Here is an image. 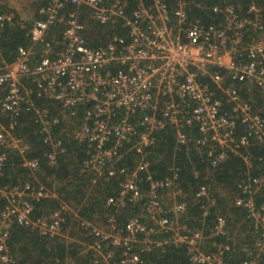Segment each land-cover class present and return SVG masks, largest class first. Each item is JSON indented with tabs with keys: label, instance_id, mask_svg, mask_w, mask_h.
<instances>
[{
	"label": "built area",
	"instance_id": "built-area-1",
	"mask_svg": "<svg viewBox=\"0 0 264 264\" xmlns=\"http://www.w3.org/2000/svg\"><path fill=\"white\" fill-rule=\"evenodd\" d=\"M135 1V7L127 13L125 0H50L37 9L43 18L34 19L28 29L31 44L19 47L11 63L0 54V87L6 91L0 98V112L17 116L23 106L35 110L44 141L52 147L46 154L49 164H55L57 153L64 151L61 140L54 142L51 138L52 126L59 124L60 118H49L46 108H34L33 90L24 79H31L37 96L56 100L72 115L79 106L85 107L73 137L87 146L83 170L106 180L115 175L123 177L116 195L105 200L106 206L114 208L123 206L126 200L142 198L138 169L144 167L143 148L152 145L153 133L165 127L174 129L178 145H187L191 140L187 130L196 128L198 134L192 141L206 146L213 165L226 157L227 149H233L237 120L245 128L237 139L240 145H249L251 139L264 145V118L239 93L246 85L264 95V21L255 1L250 0L246 14L229 0L198 3L215 16L208 24L190 19L188 0ZM67 4L74 9L63 16ZM80 10L100 24L120 21L126 34L91 47L79 20ZM15 13L19 14L13 0H0V36ZM55 22H62L64 29L60 38L49 39L48 30ZM249 28L251 35L247 34ZM36 45L41 55L34 61ZM137 112L140 116L134 122L130 116ZM131 139L132 148L142 154L132 170L118 166L119 151ZM21 141L10 129L0 128L1 146L22 151ZM5 158V153H0V172ZM243 160L249 168L248 156ZM22 166L34 178L39 160L23 158ZM194 174L198 175L196 171ZM246 174V181L238 186L241 195L233 202L252 218L256 251L239 264H261L264 203L257 206L254 193L264 189V175ZM178 178V167L171 165L163 178L151 181L143 214L130 217L123 227H118L112 215L105 216L106 225L102 227L81 221L91 237L83 247L93 253L84 264H141L139 253L171 244L185 247L189 264H228L225 256L231 245L226 218L216 216L207 235L190 231L181 219L187 203ZM160 189H169V206L161 201ZM0 194L7 200L0 216V264L13 262L7 245L12 217L41 236L61 235L67 209L64 204L42 217L30 216V201L55 197L54 192L26 181L8 190L0 189ZM195 197L200 200L203 217L207 216L216 205L214 196L202 185ZM45 264L83 263L69 259Z\"/></svg>",
	"mask_w": 264,
	"mask_h": 264
},
{
	"label": "trees",
	"instance_id": "trees-1",
	"mask_svg": "<svg viewBox=\"0 0 264 264\" xmlns=\"http://www.w3.org/2000/svg\"><path fill=\"white\" fill-rule=\"evenodd\" d=\"M123 1V0H122ZM128 3L127 13L135 7V0H125ZM187 12L192 20H200L203 24L214 22V15L198 3L208 4L211 0H188ZM243 14L250 0H229ZM260 8V15L264 21V0H254ZM50 0H33L31 13L26 19L15 13L11 24L5 25L0 36V54L11 63L14 61L19 47H28L31 42L27 36L34 19H42L43 16L37 12L40 6L47 5ZM174 2V0H170ZM71 4H67L63 10V16L73 10ZM79 20L84 26V33L91 47L104 45L114 35H125L126 29L120 21L115 24L94 22L88 17L85 10H80ZM264 25V23H263ZM64 29L62 22L50 25L47 38L58 39ZM251 35L252 29L247 31ZM35 60L41 55V48L35 46ZM26 86L32 88L31 100L35 109H48L49 118L58 116L59 124L52 126L51 138L53 141L61 140L63 152L56 155L55 164L47 161L46 154L52 150L50 143L44 141V135L40 132L41 125L33 108L27 110L23 106L17 116L0 112V128L10 129L14 137L20 138L21 148L3 147L0 145V153H5L6 158L0 172V189H6L24 183L32 182L34 186L39 183L49 191L55 193V197H42L39 200H31L33 204L30 216L32 219L47 215L55 208L64 204L67 209L63 213L62 233L59 236H41L36 229L17 223L12 217L9 226L7 245L13 262L11 264H45L50 261L74 260L77 263H87L91 259L90 251L83 247L84 242H90L88 228L81 225V221H87L93 225H106L105 216L112 215L118 227H123L126 221L144 210V202L150 183L153 180L163 178L168 173L171 165L178 167V184L184 192L187 203L186 210L181 219L187 223L190 231H203L206 235L210 233V226L216 216L222 215L226 218L228 226V242L231 245L225 258L228 264H239L243 259L254 255L255 236L252 233V218L248 216L246 209L236 206L234 198L241 195L239 184L247 179V171L252 176L264 175V145L251 142L247 146L239 144L238 140L245 128L239 120L236 121L233 149L226 150V157L213 165V157L207 154L206 146L195 145L192 138L198 132L196 128L187 130L191 139L187 145H178L175 140V131L168 126L154 132V143L143 148L144 167L138 169L139 189L142 198L135 201L126 200L119 208L108 207L105 200L116 195L121 175H115L108 180L97 178L90 171L83 170L84 161L87 159V146L73 137V131L82 122L84 106H79L72 115L69 110L51 98L37 96L31 79H24ZM5 88L0 87V98L5 95ZM239 93L243 100L250 103L253 110L264 118V95L255 87L241 86ZM229 110V106L225 105ZM63 115L70 117L64 118ZM139 112L130 116L134 122L139 119ZM11 125H13L11 127ZM134 139L129 140L119 151L120 158L118 166L137 168L140 155L132 148ZM218 151V150H217ZM247 155L250 167L247 168L243 156ZM23 158L39 160V169L35 171V177L29 176V170L22 166ZM197 172V176L194 172ZM202 185H206L209 192L214 196L216 205L205 217L202 215L200 200L195 193ZM169 189L159 190L158 195L164 206L171 204ZM257 206L264 203V189L254 193ZM7 200L0 194V216ZM115 255L119 256L116 249ZM141 264H189L186 249L183 245H167L163 248H154L151 251L139 253ZM119 259V258H118ZM117 260V259H116ZM261 264H264V256H261Z\"/></svg>",
	"mask_w": 264,
	"mask_h": 264
},
{
	"label": "rangeland",
	"instance_id": "rangeland-1",
	"mask_svg": "<svg viewBox=\"0 0 264 264\" xmlns=\"http://www.w3.org/2000/svg\"><path fill=\"white\" fill-rule=\"evenodd\" d=\"M15 7L19 13V16L23 19H26L29 13H31L32 1L29 0H13Z\"/></svg>",
	"mask_w": 264,
	"mask_h": 264
}]
</instances>
